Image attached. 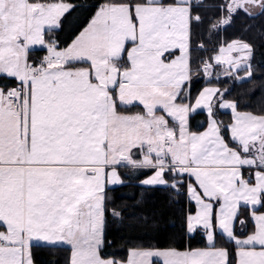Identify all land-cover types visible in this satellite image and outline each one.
Instances as JSON below:
<instances>
[{
	"label": "snow or ice",
	"instance_id": "obj_1",
	"mask_svg": "<svg viewBox=\"0 0 264 264\" xmlns=\"http://www.w3.org/2000/svg\"><path fill=\"white\" fill-rule=\"evenodd\" d=\"M201 5L107 0L60 48L55 38L46 41L45 28L58 27L73 5L0 0V76L17 82L7 91L0 87V264H33V241L66 243L69 264H121L101 255L106 185L123 184L117 167L151 170L140 181L144 186L179 191L186 184L196 205L187 231L202 227L211 243L218 228L235 247V264H264V114L238 111L215 87L203 88L195 103L184 102L190 100L191 28L202 22L192 10ZM255 6L264 13V0H224L218 7L229 19L212 27L239 12L254 16ZM31 46L47 52L35 65L28 59ZM252 52L249 43L233 40L212 59L226 66L225 76L247 81ZM203 68L212 75L210 63ZM136 104L143 112L118 111ZM217 106L231 110L230 124L215 119ZM197 110L208 117L202 132L189 129ZM137 150L141 159L134 158ZM252 168L245 176L243 169ZM242 206L253 224L246 236L235 230ZM111 214L121 217L115 209ZM246 223L240 220L241 233ZM151 257H163L164 264H232L229 250L214 246L130 250L127 264H151Z\"/></svg>",
	"mask_w": 264,
	"mask_h": 264
},
{
	"label": "trees",
	"instance_id": "obj_2",
	"mask_svg": "<svg viewBox=\"0 0 264 264\" xmlns=\"http://www.w3.org/2000/svg\"><path fill=\"white\" fill-rule=\"evenodd\" d=\"M34 1V0H30ZM74 7L66 13L58 27L49 32L45 29V39L55 38L60 47L68 42L84 27L98 6L107 0H63ZM224 0H202L200 7H193V15L199 14L202 22L193 23L190 43V100L198 91L208 84H213L224 92V98L237 102L238 110L264 114V13L249 16L239 12L231 16L230 23L214 28L222 19H229L226 12L218 5ZM232 39H240L252 46L251 70L253 75L247 81H236L225 76L223 72L212 71L206 76L202 65L210 61L218 51L219 45ZM45 48L29 49V62L34 64L45 55ZM81 64H76L79 66ZM17 82L0 76V86L8 88ZM119 112H142L141 105L119 107ZM215 116L227 125L230 122L229 111L216 109ZM207 114L203 110L189 116V129L198 131L207 123ZM223 135L227 140L229 133L226 128ZM232 146V145H230ZM123 184L106 186V213L104 227V244L102 257L123 260L131 248H163L191 249L206 246L203 231L197 229L192 234L186 232V216L194 208L186 196V184L179 191L165 185L144 186L140 180L150 174L151 170H132L119 167ZM244 174H249L244 169ZM165 179L171 180L166 174ZM121 212L119 219L113 217L111 210ZM261 208L260 210H262ZM247 221L244 231H240L239 220ZM253 224L248 216V209L241 207L240 216L235 223L238 235H244L252 230ZM2 229V228H0ZM213 246L225 247L230 252V260L235 264V247L228 243L225 237L215 232ZM32 260L35 264H69L70 247L68 245L52 246L32 242Z\"/></svg>",
	"mask_w": 264,
	"mask_h": 264
},
{
	"label": "crops",
	"instance_id": "obj_3",
	"mask_svg": "<svg viewBox=\"0 0 264 264\" xmlns=\"http://www.w3.org/2000/svg\"><path fill=\"white\" fill-rule=\"evenodd\" d=\"M30 2H32V1H30ZM64 2V1H63ZM64 3H67V4H70V3H68V2H64ZM103 4H105V3H102V4H100L99 6H98V8L101 6V5H103ZM71 5V4H70ZM97 8V9H98ZM97 9H96V11H97ZM96 11L94 12V14L90 17V19L88 20V22L84 25V27L68 42V44L67 45H65V46H63V47H60V48H65V47H67L69 44H71L72 43V41L88 26V24L90 23V21H91V19L93 18V16L95 15V13H96ZM47 28V27H46ZM45 28V29H46ZM233 40H240V39H232V40H230V41H227V42H224V43H222L221 45H219V47H218V50H219V48H220V46H222V45H224V46H226L228 43H230V42H232ZM240 41H243V40H240ZM243 42H245V41H243ZM127 47H132V45L129 43L128 45H127ZM32 48H43V47H39V46H31L30 47V49H32ZM46 50V49H45ZM218 54V51L212 56V57H214L215 55H217ZM176 55H179V53L178 52H176ZM121 63L122 64H127V54L126 53H124V59H123V61H121ZM208 63H210L211 65H212V69H211V71H216V72H224V70H225V67L226 66H222V65H218V64H216V62L214 61V59H210V61H208ZM34 64V63H33ZM36 64H38V63H36ZM204 65V64H203ZM203 65H202V68H203ZM81 66H84V65H79V66H76V67H81ZM203 70H204V68H203ZM245 71H246V69H245ZM239 75L240 76H243L244 75V71H241L240 73H239ZM1 87V86H0ZM205 87H215V88H218L221 92H225L224 90L225 89H221V88H219L218 86H216V85H213V84H208V85H204L199 91H198V93H197V95L194 97V99L192 100V101H189V100H186V101H184V102H187V103H195V99L197 98V96L199 95V92L203 89V88H205ZM3 88V87H2ZM185 88L187 89L188 88V82H186L185 83ZM4 90L5 91H7L8 90V88H4ZM223 99H225V100H229V101H233V100H231V99H228V98H224L223 97ZM142 106V105H141ZM142 109H143V107H142ZM216 109H218V110H221V111H229L230 112V114H231V119H230V122L228 123V124H230L231 122H232V113H231V110H229V109H219L218 108V106H217V108ZM203 111H205L206 112V110H203ZM238 111H240V112H250V111H245V110H238ZM143 112V111H142ZM120 113H122V114H126V115H128V114H135V113H137V112H133V113H125V112H120ZM251 113H253V112H251ZM164 113H163V111L162 110H158L157 111V115H163ZM253 114H256V113H253ZM257 115H260V114H257ZM169 119V123L171 124L172 123V121H171V118H168ZM215 119L219 122V120L217 119V117L215 116ZM227 124V125H228ZM207 127H208V118H207V123H206V126L203 128V129H201V130H198V131H194V132H202V131H204V130H206L207 129ZM190 131H192V130H190ZM134 158L135 159H141L142 157H141V155L139 154V152H138V150L136 151V155L134 156ZM118 168L119 167H117V169H116V171H117V173H118V175L120 176V172H119V170H118ZM244 170V169H243ZM248 170V172L249 171H251L252 173H254L257 169H255V168H252V169H247ZM148 175H152V171L150 172V174H148ZM145 178H147V177H144V178H142L141 180H143V179H145ZM120 179L122 180V177L120 176ZM140 180V181H141ZM123 181V180H122ZM107 186V185H106ZM186 196H187V198H188V200L189 201H191L192 203H193V206H194V208H193V210L191 211V212H189L187 215H189L190 213L191 214H195V211H196V205H195V202L194 201H192V200H190L189 199V197H188V193H187V187H186ZM217 207H218V205H217ZM261 211H264V208L261 210ZM187 217V216H186ZM239 222H240V220H239ZM235 223H236V221H235ZM198 229H201L202 231H203V234H204V238H205V241H206V246H203V247H195V248H191V249H188V248H186V249H178V248H172V247H163V248H131V249H129L128 250V252H127V255H126V257L123 259V260H115V259H113V258H111V257H103V258H106V259H113V260H115V261H119V262H121V264H127V260H128V258H129V253H130V250H146V251H163V250H168V249H175L176 251H178V252H184V251H189V250H192V249H209V248H212L213 247V242H214V240H213V242H209L208 240H207V237H206V233L204 232V230H203V228L202 227H199ZM3 230V228L2 229H0V231H2ZM186 232L188 233V234H192V233H189L188 231H187V227H186ZM215 232H219V233H221L220 232V230L217 228L216 229V231ZM215 232H214V234H215ZM249 234V232L248 233H246V234H244V235H242V236H246V235H248ZM34 243H40V244H45L44 242H41V241H33ZM62 245H67L66 243L65 244H62ZM69 246V245H68ZM70 247V246H69ZM214 247H216V248H222V247H219V246H214ZM223 248H225V247H223ZM236 251V250H235ZM70 255H71V248H70V253H69V261H70ZM150 260H151V264H164V261H163V257H151L150 258ZM33 264H35L34 262H33Z\"/></svg>",
	"mask_w": 264,
	"mask_h": 264
},
{
	"label": "rangeland",
	"instance_id": "obj_4",
	"mask_svg": "<svg viewBox=\"0 0 264 264\" xmlns=\"http://www.w3.org/2000/svg\"><path fill=\"white\" fill-rule=\"evenodd\" d=\"M32 2H34V1H32ZM259 10V8H258V6H255L254 8H253V11L254 12H257ZM47 29V28H46ZM39 47H42V46H39ZM44 48V47H43ZM46 49V48H45ZM47 54V52H45V55ZM44 55V56H45ZM148 176H150V175H147V176H145V177H148Z\"/></svg>",
	"mask_w": 264,
	"mask_h": 264
},
{
	"label": "built area",
	"instance_id": "obj_5",
	"mask_svg": "<svg viewBox=\"0 0 264 264\" xmlns=\"http://www.w3.org/2000/svg\"><path fill=\"white\" fill-rule=\"evenodd\" d=\"M30 63H32V62H30ZM33 64V63H32ZM33 65H35V64H33ZM14 87H16V84H12V85H10L9 87H8V89L9 88H14Z\"/></svg>",
	"mask_w": 264,
	"mask_h": 264
},
{
	"label": "water",
	"instance_id": "obj_6",
	"mask_svg": "<svg viewBox=\"0 0 264 264\" xmlns=\"http://www.w3.org/2000/svg\"><path fill=\"white\" fill-rule=\"evenodd\" d=\"M224 73V72H223Z\"/></svg>",
	"mask_w": 264,
	"mask_h": 264
}]
</instances>
